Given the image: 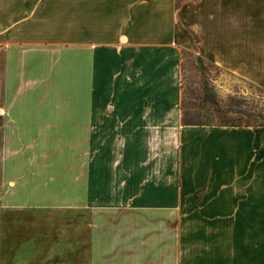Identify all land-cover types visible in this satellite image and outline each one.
<instances>
[{
  "label": "crops",
  "instance_id": "obj_1",
  "mask_svg": "<svg viewBox=\"0 0 264 264\" xmlns=\"http://www.w3.org/2000/svg\"><path fill=\"white\" fill-rule=\"evenodd\" d=\"M183 50L264 88V0H0V264H264V126L184 125Z\"/></svg>",
  "mask_w": 264,
  "mask_h": 264
},
{
  "label": "rangeland",
  "instance_id": "obj_2",
  "mask_svg": "<svg viewBox=\"0 0 264 264\" xmlns=\"http://www.w3.org/2000/svg\"><path fill=\"white\" fill-rule=\"evenodd\" d=\"M23 13L22 10L19 11L20 16ZM182 56L185 64V70L181 78L182 98L185 95L187 110L193 111L194 107L198 106L199 101L196 98L200 92H202L201 97L204 96L205 98L210 92L214 91L217 93L216 100L222 108L230 100L229 96H234L237 100L246 97L255 106L261 104V101L264 102V99H261L262 96L264 97V89L262 87L220 68L191 51L183 50ZM207 100L200 104L204 107V112L208 109L216 108ZM210 117L212 120L218 121L221 119V114L218 113ZM34 142H36L37 146L49 150L42 156L43 158L49 159L51 157L50 159H54L53 161L75 162V139L32 140V145L35 144Z\"/></svg>",
  "mask_w": 264,
  "mask_h": 264
},
{
  "label": "trees",
  "instance_id": "obj_3",
  "mask_svg": "<svg viewBox=\"0 0 264 264\" xmlns=\"http://www.w3.org/2000/svg\"><path fill=\"white\" fill-rule=\"evenodd\" d=\"M202 58V57H201ZM185 70V64L182 56V73ZM264 89V88H263ZM204 90V89H203ZM206 91V90H205ZM200 92L196 98L199 101L198 106L194 107L193 111L187 110L185 95L182 98V123L184 125H233V126H264V102L254 105L250 103L246 97L239 100L234 96H229V101L222 107L217 102V93L210 92L207 97H201ZM246 96V95H243ZM208 99V100H207ZM261 99H264L262 96ZM205 100L210 101L215 109H208L204 112V107L200 105ZM220 113L221 119L218 121L212 120L211 115Z\"/></svg>",
  "mask_w": 264,
  "mask_h": 264
}]
</instances>
